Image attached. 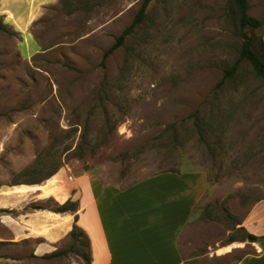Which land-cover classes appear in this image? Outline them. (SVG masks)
I'll use <instances>...</instances> for the list:
<instances>
[{
  "label": "rangeland",
  "instance_id": "1",
  "mask_svg": "<svg viewBox=\"0 0 264 264\" xmlns=\"http://www.w3.org/2000/svg\"><path fill=\"white\" fill-rule=\"evenodd\" d=\"M49 1L16 0L20 23L0 0V189L46 180L34 187L59 197L49 183L61 169L120 187L202 171L208 186L181 236L183 256L234 264L255 253L241 223L264 201V81L239 57L231 0H151L105 60L142 0ZM247 4L262 26L245 31L260 38L264 0ZM35 204L59 203L0 211V264H89L86 246L46 257L69 247V233L43 253L39 238L14 234L13 219Z\"/></svg>",
  "mask_w": 264,
  "mask_h": 264
},
{
  "label": "crops",
  "instance_id": "2",
  "mask_svg": "<svg viewBox=\"0 0 264 264\" xmlns=\"http://www.w3.org/2000/svg\"><path fill=\"white\" fill-rule=\"evenodd\" d=\"M3 1L5 14L17 17L21 23L23 19L12 8L16 0ZM34 2L52 3L49 0H32ZM261 38L264 43V32ZM66 174L61 169L51 176L53 182L49 186L59 197L52 192L43 194L34 187L43 185L46 180L36 185L24 184V189L20 190L0 189V210H23L31 203L50 198L59 204L67 200L77 202L75 212L32 209L20 213L9 225L14 234L39 238L38 250L43 253L75 224L89 239V264H190L182 254L180 241L191 214L206 192L205 172L162 171L123 187L103 183L94 173L68 179ZM8 218L11 217L2 216L5 222ZM241 226L248 234L264 236V201L253 205ZM245 239L248 240L246 236ZM249 243L255 253L244 254L234 264H264V242ZM221 252L216 255L228 253L229 249L223 248Z\"/></svg>",
  "mask_w": 264,
  "mask_h": 264
},
{
  "label": "trees",
  "instance_id": "3",
  "mask_svg": "<svg viewBox=\"0 0 264 264\" xmlns=\"http://www.w3.org/2000/svg\"><path fill=\"white\" fill-rule=\"evenodd\" d=\"M151 0H142L140 7L135 14L132 22L129 26L125 27L119 35L116 37L114 43L105 51L103 58L104 60L111 55L119 46H121L125 40V38L131 33L134 26L138 25L141 21H143L146 13V8ZM236 16H237V24H238V32L242 39L241 47L239 49V57L246 59L252 66L253 71L257 76H259L264 81V43L262 38H254L253 35L247 34L245 29L247 27L258 29L262 26V21L248 14V4L247 0H231ZM5 30V26L0 22V32ZM235 66H232L229 71H227L223 77L229 75L234 69ZM231 71V72H230ZM202 137V136H201ZM177 136L174 134L172 136V145L173 147L180 146V143H176ZM173 171V170H167ZM34 210L39 209H48V207L35 204L31 206ZM55 212H75L77 210V202L67 200L64 204H58L55 208H52ZM1 212H10L8 209H1ZM74 220L76 221V216H74ZM246 238L249 242H262L264 241V236H255L252 234L245 233ZM70 243L69 247L66 249H56L46 257H55V256H66L67 252H76L77 249L81 247H87V253H84L82 256L86 259V262H90V253H89V239L85 232L78 227L77 225H73L72 229L69 232ZM81 238V240H80Z\"/></svg>",
  "mask_w": 264,
  "mask_h": 264
},
{
  "label": "bare ground",
  "instance_id": "4",
  "mask_svg": "<svg viewBox=\"0 0 264 264\" xmlns=\"http://www.w3.org/2000/svg\"><path fill=\"white\" fill-rule=\"evenodd\" d=\"M83 183V182H82ZM83 185V184H82Z\"/></svg>",
  "mask_w": 264,
  "mask_h": 264
}]
</instances>
